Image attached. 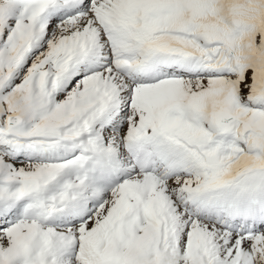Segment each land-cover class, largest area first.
<instances>
[{"label":"snow or ice","instance_id":"6c2138e0","mask_svg":"<svg viewBox=\"0 0 264 264\" xmlns=\"http://www.w3.org/2000/svg\"><path fill=\"white\" fill-rule=\"evenodd\" d=\"M0 264H264V0H0Z\"/></svg>","mask_w":264,"mask_h":264}]
</instances>
